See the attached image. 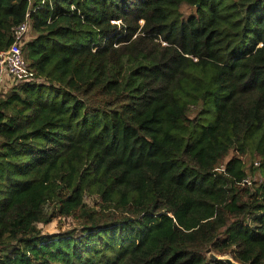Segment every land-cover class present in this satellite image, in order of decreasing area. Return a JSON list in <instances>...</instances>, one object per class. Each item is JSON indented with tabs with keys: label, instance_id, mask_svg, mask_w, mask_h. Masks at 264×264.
Segmentation results:
<instances>
[{
	"label": "trees",
	"instance_id": "1",
	"mask_svg": "<svg viewBox=\"0 0 264 264\" xmlns=\"http://www.w3.org/2000/svg\"><path fill=\"white\" fill-rule=\"evenodd\" d=\"M32 3L0 0V53L27 11L34 36L0 93V264H264V0Z\"/></svg>",
	"mask_w": 264,
	"mask_h": 264
},
{
	"label": "built area",
	"instance_id": "2",
	"mask_svg": "<svg viewBox=\"0 0 264 264\" xmlns=\"http://www.w3.org/2000/svg\"><path fill=\"white\" fill-rule=\"evenodd\" d=\"M28 8L34 12L32 0H27ZM51 0H39L40 5L50 3ZM72 10L74 8L72 7ZM30 12L27 11L24 21L12 29L13 42L8 49L0 53V93L7 92L14 85L22 84L27 72V65L23 57L22 47L27 42L30 27Z\"/></svg>",
	"mask_w": 264,
	"mask_h": 264
},
{
	"label": "rangeland",
	"instance_id": "3",
	"mask_svg": "<svg viewBox=\"0 0 264 264\" xmlns=\"http://www.w3.org/2000/svg\"><path fill=\"white\" fill-rule=\"evenodd\" d=\"M182 12L187 16V15L191 14L193 12V10L188 9V8H184L182 10ZM33 37L34 36L32 35V32L30 31V33L28 34V37H27V41L30 40V39H32ZM255 177H256L255 178V181L256 182H261V176L259 174H256ZM92 201H93V199H90V200L87 199L86 200V203L88 205L92 206L93 205V202ZM38 228L41 229V231L43 233H48V234H57L58 233V229L53 224L48 225L46 227H43V226L40 225V226H38Z\"/></svg>",
	"mask_w": 264,
	"mask_h": 264
},
{
	"label": "water",
	"instance_id": "4",
	"mask_svg": "<svg viewBox=\"0 0 264 264\" xmlns=\"http://www.w3.org/2000/svg\"><path fill=\"white\" fill-rule=\"evenodd\" d=\"M207 253L210 254V250H207ZM209 257L213 261H219V262H222L224 264H238V263L234 262L229 256L216 257V256L210 254Z\"/></svg>",
	"mask_w": 264,
	"mask_h": 264
}]
</instances>
